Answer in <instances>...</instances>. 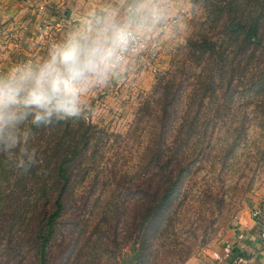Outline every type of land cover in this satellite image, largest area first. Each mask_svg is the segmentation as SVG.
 I'll list each match as a JSON object with an SVG mask.
<instances>
[{"label":"trees","instance_id":"1","mask_svg":"<svg viewBox=\"0 0 264 264\" xmlns=\"http://www.w3.org/2000/svg\"><path fill=\"white\" fill-rule=\"evenodd\" d=\"M190 4L204 10L198 32L185 42L186 61L198 74L194 83L158 78L125 133L85 119L32 127L29 143L41 159L27 174L0 156V239L13 236L5 241L18 257L28 254L35 264H82L77 254L84 245L97 259L111 245L118 251L128 247L121 264H181L209 241L224 192L206 182L192 187L195 156L206 155L201 142L195 150L200 114L193 107L222 86L226 91L248 80L244 86L257 89L258 70L264 72V0ZM120 139L134 157L124 166L101 161L107 142ZM99 207L90 232L88 222ZM194 208L198 225L179 240L172 233L175 223L190 218L187 210ZM86 231L91 237L82 245ZM166 245L168 260L162 263L158 246Z\"/></svg>","mask_w":264,"mask_h":264},{"label":"rangeland","instance_id":"2","mask_svg":"<svg viewBox=\"0 0 264 264\" xmlns=\"http://www.w3.org/2000/svg\"><path fill=\"white\" fill-rule=\"evenodd\" d=\"M44 3L40 12L26 2H19L15 9L12 10L10 6V11L2 14L0 74L18 63L37 62L45 57L50 46L77 28L90 10L118 4L114 0H46ZM69 8H72L71 12ZM203 17V8L199 5L192 7L188 0L184 15L179 20L165 28L159 26L144 39L150 45L144 52L139 51L130 57L126 72H118L108 87L89 94L86 103L90 111L85 120L95 122L104 130L125 133L133 123L137 107L150 99L152 87L158 78L172 76L177 80L184 79L186 85L194 83L192 79H196L198 74L196 68H189L186 61L185 42L198 32V23ZM171 18L167 17V22ZM43 25L51 28L43 31L37 28ZM258 73L262 76L256 87L258 90H248L244 86L248 80H245L236 83V88L230 86L226 91L222 86L200 104L198 100L194 103L193 109L200 114L195 150L201 142L206 155L195 156L197 169L192 187L196 188L204 182L212 183L218 192H224L225 203L209 241L195 248L181 264H186L192 257L200 258L206 254V249L216 244L229 229L230 221L246 218L250 207L264 197V72L261 69ZM187 88L189 91L190 87ZM132 153L131 145L124 140H110L106 149L102 150L101 161L116 160L117 164L124 166L123 161L129 162L134 157ZM100 210L101 207L88 222V231L91 232ZM196 210H187L191 217L175 223L172 233H176L179 240L185 241V230L198 225ZM88 231L81 237L80 244L84 245L86 239L91 237ZM6 238L11 240L13 236L5 234L0 239V264H35L28 254L20 258L13 253L6 244ZM167 245L164 249L158 246L159 262L168 260ZM109 247L112 251L99 255L98 259L97 256L92 257L85 245L77 255L82 264H121V260L128 255V247L123 246L119 251L111 245ZM114 256H118V259H114Z\"/></svg>","mask_w":264,"mask_h":264},{"label":"clouds","instance_id":"3","mask_svg":"<svg viewBox=\"0 0 264 264\" xmlns=\"http://www.w3.org/2000/svg\"><path fill=\"white\" fill-rule=\"evenodd\" d=\"M166 22L161 0H119L90 10L39 61L0 74V156L29 173L41 159L29 143L31 128L86 119L89 94L126 72L141 42Z\"/></svg>","mask_w":264,"mask_h":264},{"label":"crops","instance_id":"4","mask_svg":"<svg viewBox=\"0 0 264 264\" xmlns=\"http://www.w3.org/2000/svg\"><path fill=\"white\" fill-rule=\"evenodd\" d=\"M7 1L0 0V18L3 16L2 14H7L10 11V6H12V10L15 9L19 2H26L40 12L46 0H9L8 3ZM114 1L119 3V0ZM161 3L167 10V17L179 20L181 15H184L188 0H161ZM71 9L69 8V12ZM31 11L34 12L32 9ZM48 27L51 28L49 25L38 26L37 28L43 31ZM239 232L243 234L242 238L237 237ZM206 251V254L200 258L192 257L186 264H264V240L259 237L258 231L250 225L248 215L246 218L230 221L229 229L216 244H213ZM213 251H217L221 256L227 252L228 256L215 259L212 257Z\"/></svg>","mask_w":264,"mask_h":264},{"label":"built area","instance_id":"5","mask_svg":"<svg viewBox=\"0 0 264 264\" xmlns=\"http://www.w3.org/2000/svg\"><path fill=\"white\" fill-rule=\"evenodd\" d=\"M175 21H176V18H171L168 22H166L165 24H163L161 26H162V28H165L170 23H174ZM149 45L150 44L146 43L145 40H143L141 42V46H140L141 52H144ZM248 212H249L248 218L250 220V225L258 231L259 237L262 240H264V199L253 204L250 207ZM242 236H243V234L241 232H239L237 234L238 238H242ZM227 256H228L227 252L222 254V256L217 251L212 252V257L215 259H221V257H227Z\"/></svg>","mask_w":264,"mask_h":264}]
</instances>
